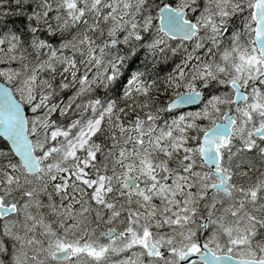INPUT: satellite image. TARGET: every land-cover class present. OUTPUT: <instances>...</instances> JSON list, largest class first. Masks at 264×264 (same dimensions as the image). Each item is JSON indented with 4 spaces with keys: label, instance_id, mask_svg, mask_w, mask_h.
Wrapping results in <instances>:
<instances>
[{
    "label": "snow or ice",
    "instance_id": "obj_1",
    "mask_svg": "<svg viewBox=\"0 0 264 264\" xmlns=\"http://www.w3.org/2000/svg\"><path fill=\"white\" fill-rule=\"evenodd\" d=\"M0 264H264V0H0Z\"/></svg>",
    "mask_w": 264,
    "mask_h": 264
},
{
    "label": "water",
    "instance_id": "obj_2",
    "mask_svg": "<svg viewBox=\"0 0 264 264\" xmlns=\"http://www.w3.org/2000/svg\"><path fill=\"white\" fill-rule=\"evenodd\" d=\"M193 106H188V109L192 108Z\"/></svg>",
    "mask_w": 264,
    "mask_h": 264
}]
</instances>
